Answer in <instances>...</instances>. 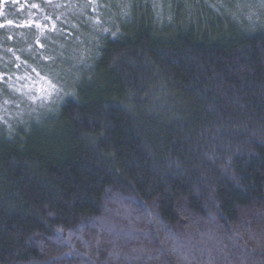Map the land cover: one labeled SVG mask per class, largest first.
Returning a JSON list of instances; mask_svg holds the SVG:
<instances>
[{"label": "trees", "instance_id": "1", "mask_svg": "<svg viewBox=\"0 0 264 264\" xmlns=\"http://www.w3.org/2000/svg\"><path fill=\"white\" fill-rule=\"evenodd\" d=\"M242 1L148 6L53 116L1 131L0 264H264V0Z\"/></svg>", "mask_w": 264, "mask_h": 264}, {"label": "rangeland", "instance_id": "2", "mask_svg": "<svg viewBox=\"0 0 264 264\" xmlns=\"http://www.w3.org/2000/svg\"><path fill=\"white\" fill-rule=\"evenodd\" d=\"M9 1L22 13H8L0 32V133L53 116L81 83L95 78L100 41L140 20L148 6L167 24L203 15L204 7L222 17H236L228 0Z\"/></svg>", "mask_w": 264, "mask_h": 264}]
</instances>
